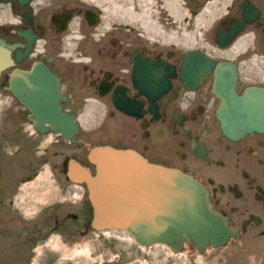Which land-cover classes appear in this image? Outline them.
Masks as SVG:
<instances>
[{
	"label": "flooded vegetation",
	"instance_id": "flooded-vegetation-1",
	"mask_svg": "<svg viewBox=\"0 0 264 264\" xmlns=\"http://www.w3.org/2000/svg\"><path fill=\"white\" fill-rule=\"evenodd\" d=\"M128 2L118 12V0H0V38L13 58L21 56L0 75V264H59L55 244H45L53 232L72 243L95 231L86 186L66 172L69 159L88 163V150L98 145L132 149L192 175L236 231L203 250L187 241L179 252L134 241L148 249L146 264H264V132L225 134L214 69L192 81L185 62L190 53L215 65L232 62L237 93L264 88V60L253 63L256 71L242 66L264 54V0ZM156 32L198 40L166 48ZM248 35L247 47L235 46ZM39 65L60 79V108L78 122L74 141L49 125L36 130L9 89L14 69Z\"/></svg>",
	"mask_w": 264,
	"mask_h": 264
},
{
	"label": "water",
	"instance_id": "water-1",
	"mask_svg": "<svg viewBox=\"0 0 264 264\" xmlns=\"http://www.w3.org/2000/svg\"><path fill=\"white\" fill-rule=\"evenodd\" d=\"M245 20L236 23L229 38ZM20 60L21 56L12 57L10 46L0 38V75ZM185 62L192 81L201 71L214 69L217 117L225 134L238 138L248 132H264V88L251 86L237 93V69L232 62L215 65L197 53L187 54ZM9 89L29 109L36 130L45 131L49 125L62 139L75 140L78 122L61 110L60 79L47 67L14 69ZM87 160L94 166L93 174L88 163L76 158L69 159L66 173L70 181L86 186L91 229L124 231L140 246L162 244L173 252L181 251L186 241L203 250L224 245L236 236L227 218L213 208L207 188L192 175L152 163L132 149L109 145L90 148Z\"/></svg>",
	"mask_w": 264,
	"mask_h": 264
},
{
	"label": "rangeland",
	"instance_id": "rangeland-1",
	"mask_svg": "<svg viewBox=\"0 0 264 264\" xmlns=\"http://www.w3.org/2000/svg\"><path fill=\"white\" fill-rule=\"evenodd\" d=\"M131 4L128 0H118V12L120 8H127ZM154 29L157 31L159 28L155 24ZM155 39L164 41L166 48H175L172 44L175 41L183 42L185 45H193L198 38H185L175 37L162 33L155 34ZM252 36L248 35L238 40L236 46L247 47L251 42ZM244 42V43H243ZM181 44V43H180ZM242 44V45H241ZM237 53V52H236ZM234 53L233 55H236ZM264 54L258 53L256 56L251 55L249 60H245L243 70L245 72L256 71L257 66L253 63H263ZM260 65V64H259ZM3 93L0 90V116L3 110ZM48 171L44 170V176H47ZM80 192V191H79ZM78 192V194H79ZM77 194V195H78ZM46 246L57 247L60 252L61 261L59 264H146L148 263L147 254L148 249H139L131 235L127 232L113 229H103L101 231H90L86 235L76 234L74 241L68 243L62 239L60 233L53 232L49 239L45 242ZM44 246V247H46ZM40 248V247H39ZM38 250L40 251V249ZM39 257V256H38ZM40 258V257H39ZM119 258V261H118ZM42 259V258H41ZM138 259V260H136ZM35 264H40V260L36 258Z\"/></svg>",
	"mask_w": 264,
	"mask_h": 264
},
{
	"label": "bare ground",
	"instance_id": "bare-ground-1",
	"mask_svg": "<svg viewBox=\"0 0 264 264\" xmlns=\"http://www.w3.org/2000/svg\"><path fill=\"white\" fill-rule=\"evenodd\" d=\"M244 43V42H243ZM238 43L235 44V46L237 45ZM242 45V44H241ZM236 50V49H235ZM76 138V137H75ZM77 187V185H75ZM79 186V185H78ZM167 247V246H166ZM183 248V247H182Z\"/></svg>",
	"mask_w": 264,
	"mask_h": 264
}]
</instances>
